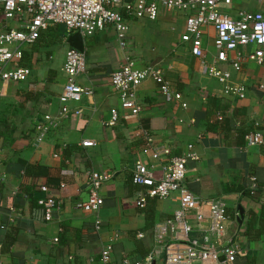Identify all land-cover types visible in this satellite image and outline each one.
Wrapping results in <instances>:
<instances>
[{"label": "crops", "instance_id": "crops-1", "mask_svg": "<svg viewBox=\"0 0 264 264\" xmlns=\"http://www.w3.org/2000/svg\"><path fill=\"white\" fill-rule=\"evenodd\" d=\"M241 2L222 10L231 16L240 10L264 11V0ZM189 14L164 9L154 21L126 19L125 50L112 26L83 37L87 67L76 81L92 87L94 97L75 104L81 113L71 115L41 141H37L35 124L59 109L68 33L63 25H51L23 50L19 64L30 75L23 82L0 85V264H103L101 251L108 244L112 248L109 264H121L124 258L143 260L156 243L155 227L173 219L179 198L177 194L164 200L148 198L143 208L138 207L139 188L132 184L131 170L139 161L159 179L166 161L182 156L188 145L198 158L186 163L184 187L201 200L225 203L228 220L220 241L233 239L240 245L242 255L234 264H264V145L247 146L244 138L258 131L264 139V62L243 61L239 71L229 63L219 64L220 70L230 72L231 82L246 90L243 100L224 95L215 79L200 73V61L192 56L190 44L181 41ZM0 26H4L1 11ZM7 28L20 26L11 22ZM214 37L211 26L202 28L208 65L216 55ZM253 49L230 52L228 60ZM127 52L139 69L162 67L181 100L166 102L158 86L148 80L136 91L141 111L124 118L129 112L120 108L109 77ZM113 108L119 112L118 122L105 126ZM140 132L152 137L158 158L144 152ZM83 140L94 146L82 147ZM93 172L111 175L99 190L103 203L95 208L86 205ZM250 178L254 189H250ZM32 185L47 186L59 203L52 221L43 220L34 203L43 195L33 191ZM29 192L32 198L26 195ZM187 223L192 226L188 234L174 225L165 240L172 242L177 236L181 241L189 237L201 242L208 222L201 228L189 213ZM210 241H216L215 237L210 236ZM152 264H164L161 252Z\"/></svg>", "mask_w": 264, "mask_h": 264}, {"label": "built area", "instance_id": "built-area-1", "mask_svg": "<svg viewBox=\"0 0 264 264\" xmlns=\"http://www.w3.org/2000/svg\"><path fill=\"white\" fill-rule=\"evenodd\" d=\"M243 0H0L4 26H0V85L10 82H23L30 75V70L19 63L23 56L24 45L33 44L39 33L51 25H63L69 34L80 33L82 37H92L102 31L106 26H112L117 34L119 46L125 50L127 47L126 33L128 26L126 19L156 20L161 11L178 10L190 12L185 19V33L181 41L190 44L193 57L199 59V71L202 75L215 79L222 87L226 96H234L239 100L245 99L244 86L231 82L229 71H222L219 64H228L235 71L240 70L243 61L260 65L264 62V11L249 12L240 10L236 16L226 14L222 6L230 7L235 2ZM16 22L19 29H8L7 24ZM211 26L215 37L213 47L216 55L211 65L204 60L202 47V28ZM253 46L249 54L238 53L232 62L228 54ZM65 77L58 96L59 109L56 114H45L42 120L35 124L37 141L50 130L58 127L71 115H79L81 109L74 106L82 99H93L92 87L80 85L76 78L86 72V61L83 52L72 48L66 51L61 69ZM151 80L158 86L160 95L166 102L180 101L181 94L172 91L166 80L164 70L159 65H151L143 69L136 67L131 55L124 53L120 67L111 73L110 84L120 101V108L129 112L124 118L134 117L140 111L136 102L137 88L145 81ZM2 88H0V96ZM183 108L186 104H180ZM74 106V107H73ZM109 120L105 126H114L120 117L116 108L109 111ZM144 141V152L152 153L154 159L159 152L155 148L152 137L141 133ZM247 146L264 145L260 132L248 133L245 137ZM82 147H92L94 143L83 140ZM192 145L187 146V151L182 156H176L166 161L162 168V176L156 179L152 171L141 162H135L131 170V181L139 188L136 193L137 206L143 208L148 198L167 199L173 194L179 198V208L174 213L172 220L155 227L156 243L150 253L141 261H130L128 258L121 260V264H152L158 253H162L164 264H234L236 258L242 255L240 245L233 239H228L224 244L225 226L228 220L226 205L222 200H201L193 195L183 185L187 172L188 160H197ZM109 173H90L88 178L87 206L99 207L103 201L99 196L101 185L109 180ZM250 189H254L255 181L250 178ZM39 192L43 195L37 198V206L41 210L45 222L52 221L54 212L59 209L56 198L50 194L47 186H40ZM14 209L11 208L10 212ZM194 214L199 227L208 222L207 235L202 236L201 242L189 237L182 241L177 236L166 241L167 230H173L174 225L188 234L192 226L187 223L188 214ZM99 229V222H96ZM214 236V242L210 241ZM57 242V239L53 240ZM111 245H106L101 251V262L109 264Z\"/></svg>", "mask_w": 264, "mask_h": 264}, {"label": "water", "instance_id": "water-1", "mask_svg": "<svg viewBox=\"0 0 264 264\" xmlns=\"http://www.w3.org/2000/svg\"><path fill=\"white\" fill-rule=\"evenodd\" d=\"M66 43L68 44L69 48H72L79 52H84L83 37L80 33L69 34L67 36ZM238 209L240 210V208Z\"/></svg>", "mask_w": 264, "mask_h": 264}, {"label": "trees", "instance_id": "trees-1", "mask_svg": "<svg viewBox=\"0 0 264 264\" xmlns=\"http://www.w3.org/2000/svg\"><path fill=\"white\" fill-rule=\"evenodd\" d=\"M33 186V185H32ZM41 186V185H40ZM40 186H38V187H36V186H33V191H35V189L37 190L38 189V191H39V189H40ZM48 188V187H47ZM32 193V192H31ZM30 192L29 193H26V195L28 196V197H30V198H32V194H31ZM34 203H35V205H37V200H34Z\"/></svg>", "mask_w": 264, "mask_h": 264}, {"label": "rangeland", "instance_id": "rangeland-1", "mask_svg": "<svg viewBox=\"0 0 264 264\" xmlns=\"http://www.w3.org/2000/svg\"><path fill=\"white\" fill-rule=\"evenodd\" d=\"M248 1V0H247ZM252 0H249V2H251ZM238 4H242V2L240 1V2H238ZM27 46L28 45H24L23 47H22V49L24 50V49H26L27 48ZM87 67V66H86Z\"/></svg>", "mask_w": 264, "mask_h": 264}]
</instances>
